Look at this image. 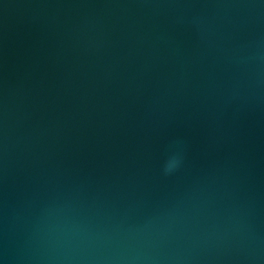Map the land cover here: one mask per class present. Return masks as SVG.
Masks as SVG:
<instances>
[{
  "label": "water",
  "instance_id": "obj_1",
  "mask_svg": "<svg viewBox=\"0 0 264 264\" xmlns=\"http://www.w3.org/2000/svg\"><path fill=\"white\" fill-rule=\"evenodd\" d=\"M0 264H264V0H0Z\"/></svg>",
  "mask_w": 264,
  "mask_h": 264
}]
</instances>
